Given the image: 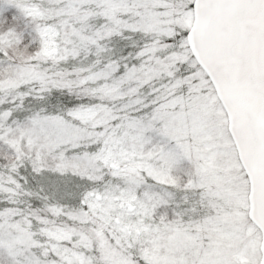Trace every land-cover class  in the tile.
I'll use <instances>...</instances> for the list:
<instances>
[{"label":"snow or ice","instance_id":"obj_1","mask_svg":"<svg viewBox=\"0 0 264 264\" xmlns=\"http://www.w3.org/2000/svg\"><path fill=\"white\" fill-rule=\"evenodd\" d=\"M0 264H264V0H0Z\"/></svg>","mask_w":264,"mask_h":264}]
</instances>
